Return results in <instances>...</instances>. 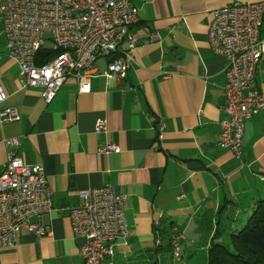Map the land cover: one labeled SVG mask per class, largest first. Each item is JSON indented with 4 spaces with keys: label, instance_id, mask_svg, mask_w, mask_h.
Listing matches in <instances>:
<instances>
[{
    "label": "crops",
    "instance_id": "crops-1",
    "mask_svg": "<svg viewBox=\"0 0 264 264\" xmlns=\"http://www.w3.org/2000/svg\"><path fill=\"white\" fill-rule=\"evenodd\" d=\"M128 1L137 10L130 27L137 45L125 77L107 79L111 56H99L87 93L69 78L47 105L40 88L21 87L0 20V111L19 116L0 124V174L4 141L17 138L18 156L40 165L52 190V209L42 216L47 235L20 231L0 264H83L68 216L83 190L110 186L127 196L128 238L114 243L113 264H162L157 227L182 240L230 237L264 200V112L245 122L239 158L219 148L225 63L207 41L215 9L264 0ZM253 87L264 97V55ZM98 118L106 120L104 134L94 132ZM108 144L119 153L98 152Z\"/></svg>",
    "mask_w": 264,
    "mask_h": 264
},
{
    "label": "built area",
    "instance_id": "built-area-1",
    "mask_svg": "<svg viewBox=\"0 0 264 264\" xmlns=\"http://www.w3.org/2000/svg\"><path fill=\"white\" fill-rule=\"evenodd\" d=\"M136 15V8L128 0H0L2 34L10 59L18 65L19 83L22 88H40L46 105L69 78L76 81L79 93H87L99 56H111L104 73L107 79L124 78L137 45L130 33ZM263 17V2L225 6L212 12L207 30L210 51L225 63V118L219 122L217 145L236 158L240 157L245 122L264 112V97L253 87L264 55V37L260 36ZM41 50L50 58L37 64ZM3 100L0 90V103ZM18 120L16 110L0 111V124ZM106 131V120L96 119L94 132ZM4 145L0 253L16 244L20 231L36 237L47 235L42 216L52 209V190L43 168L23 162L14 149L19 146L17 138L5 140ZM98 152L119 153V148L108 144ZM78 197L80 203L68 211V216L72 234L82 239L79 255L83 264H113L114 243L128 238L123 215L127 196L105 186L79 191ZM178 239L182 236L176 235L171 241L177 259Z\"/></svg>",
    "mask_w": 264,
    "mask_h": 264
},
{
    "label": "trees",
    "instance_id": "trees-1",
    "mask_svg": "<svg viewBox=\"0 0 264 264\" xmlns=\"http://www.w3.org/2000/svg\"><path fill=\"white\" fill-rule=\"evenodd\" d=\"M49 58L50 55L41 50L37 64H42ZM156 232L157 238L165 241V250L169 251L174 237L167 228L157 227ZM229 247L231 251L227 246L211 242L207 264H264V200L255 203L244 227L230 236Z\"/></svg>",
    "mask_w": 264,
    "mask_h": 264
},
{
    "label": "rangeland",
    "instance_id": "rangeland-1",
    "mask_svg": "<svg viewBox=\"0 0 264 264\" xmlns=\"http://www.w3.org/2000/svg\"><path fill=\"white\" fill-rule=\"evenodd\" d=\"M46 45L48 46V44ZM211 241L216 243L220 242L222 245L227 246L228 250L231 251L229 247L230 237H225L223 239L214 237L191 238L187 235L185 240L178 239L176 241L179 258L177 259L174 256V249L172 247L162 255V264H207L208 249L206 247V242L211 243Z\"/></svg>",
    "mask_w": 264,
    "mask_h": 264
}]
</instances>
